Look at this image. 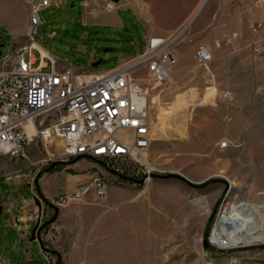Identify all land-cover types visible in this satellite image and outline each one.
Listing matches in <instances>:
<instances>
[{"label": "rangeland", "instance_id": "rangeland-1", "mask_svg": "<svg viewBox=\"0 0 264 264\" xmlns=\"http://www.w3.org/2000/svg\"><path fill=\"white\" fill-rule=\"evenodd\" d=\"M30 1L8 0L0 14V64L8 70L32 55L33 68L40 66L26 30ZM116 13V26L91 25ZM39 17L34 42L76 71L108 72L142 53L150 35L170 40L176 59L170 81L152 88L149 158L157 172L151 181L112 178L106 201L58 209L80 218L74 230L84 249L74 264H264V224L253 244L219 249L210 243L223 213L240 204L256 206L264 219V0H64ZM201 48L213 56L206 66L197 63ZM47 62L44 73L51 72ZM43 157L30 148L26 157L0 158V207L6 203L13 211L30 201L27 184L8 190L4 181ZM78 163L98 171L95 163L78 160L51 173L74 175L68 167ZM126 178L144 181L142 172ZM30 183L36 195L35 179ZM59 186L53 181V189ZM4 229L0 264H50L30 243L32 231L22 239L12 227ZM59 251L48 245L53 264L58 253L62 264L72 255Z\"/></svg>", "mask_w": 264, "mask_h": 264}, {"label": "built area", "instance_id": "built-area-1", "mask_svg": "<svg viewBox=\"0 0 264 264\" xmlns=\"http://www.w3.org/2000/svg\"><path fill=\"white\" fill-rule=\"evenodd\" d=\"M62 1H30L26 30L33 44L42 24L39 13ZM170 46V40L150 35L142 53L105 73L76 71L40 50L37 68L32 62L15 70L0 64V158H23L33 148L44 156L32 163L40 172L78 160L98 167L86 183L49 198V206L39 211L41 224L54 209L106 201L112 178L120 179L112 173L127 177L142 172L144 183L151 181L157 172L149 158L152 88L172 77L176 59ZM47 60L51 72L44 73ZM212 60L207 49L199 50V66ZM72 143H80L78 153H71Z\"/></svg>", "mask_w": 264, "mask_h": 264}, {"label": "crops", "instance_id": "crops-1", "mask_svg": "<svg viewBox=\"0 0 264 264\" xmlns=\"http://www.w3.org/2000/svg\"><path fill=\"white\" fill-rule=\"evenodd\" d=\"M101 23H95L91 25L106 24L116 26L119 24L117 18V13L115 15H110ZM37 45L36 43H34ZM38 46V45H37ZM35 48V47H34ZM37 48V47H36ZM38 50L44 51L38 46ZM45 52V51H44ZM46 53V52H45ZM45 55H48L47 53ZM31 62L34 64L37 63V58L35 55H32ZM37 68V67H36ZM4 158V157H3ZM8 158V157H7ZM12 160L16 158L9 157ZM36 168L37 172L40 173V168L36 166H31L29 170L23 174H18L9 179V181H4L5 186L8 190L17 189L20 186L27 184L32 192L30 201L24 200L20 201L19 205L22 208H18V205H14V208L18 210L10 211L11 207L5 203V206L0 207V234L2 235L5 227H12L16 231L20 232L22 239L29 232H33L37 225L39 224V209L35 204V195L34 191L31 188L30 181L35 179V190H37L36 184L43 195V197L48 200L52 197L62 196L71 192L75 187L80 184L86 183L90 180L93 175V167L88 164L78 163L68 167L71 171L75 172L74 175L62 173H51L45 172L38 178L37 174H32V170ZM37 178V179H36ZM23 179H26L23 181ZM32 179V180H31ZM53 181L57 182L60 186L53 189ZM111 190V189H110ZM78 212L76 211H59L54 215L55 220L52 226H48L43 233H41V239L44 245V248L41 247L42 252H44L45 258L49 261L50 264H53L52 259L48 257V245H53L60 250L59 252L67 251L71 252L72 255L69 259H66L65 264H74L78 258L77 253L83 251L84 246L81 243L79 235L76 234V229L79 225L78 221ZM53 217V218H54ZM51 218V220L53 219ZM50 220V221H51ZM48 223V217L46 218L43 224ZM74 232V233H73ZM30 243H33L30 240ZM38 247H40L38 242ZM76 253V254H74ZM59 259V264H62L63 258L61 253H58L56 256ZM58 264V263H57Z\"/></svg>", "mask_w": 264, "mask_h": 264}, {"label": "bare ground", "instance_id": "bare-ground-1", "mask_svg": "<svg viewBox=\"0 0 264 264\" xmlns=\"http://www.w3.org/2000/svg\"><path fill=\"white\" fill-rule=\"evenodd\" d=\"M7 3L8 0H0V14H5ZM11 24L14 35H19L15 21L13 20ZM32 47L38 49V46L35 44H32ZM41 52L46 56L44 51ZM159 129L160 131L164 130L162 119L159 123ZM31 131L30 128L29 132ZM78 151H80V143H72L71 153H78ZM263 224L264 219L259 214L256 206L250 205L249 203L240 204L234 209V212L223 213L218 226H216L212 234L210 243L219 249L233 248L242 242L245 244H253L256 240V232Z\"/></svg>", "mask_w": 264, "mask_h": 264}, {"label": "water", "instance_id": "water-1", "mask_svg": "<svg viewBox=\"0 0 264 264\" xmlns=\"http://www.w3.org/2000/svg\"><path fill=\"white\" fill-rule=\"evenodd\" d=\"M110 1L114 2L115 4H118L119 3V0H110ZM1 47H3V46H0V56H1ZM99 64H100V62L99 63H96V64H93L92 66L94 68H96V67L99 66ZM55 169H56V167H51V168L47 169L45 172H52ZM112 174L118 176L123 181L136 182L138 185H142L144 183V181H139L138 182V181H135V180H133L131 178H126V177L117 175L115 173H112ZM40 176L41 175H39L38 178ZM36 187H37V190H36V195H35V204L38 206L39 211H41L44 206H49V203H48V200H46L43 197V195L41 194V192H40L37 184H36ZM54 212L55 213H58V209H54ZM51 222L52 221H48V223H46V224H41L39 222V224L37 225V227L35 228V230L31 234V241L32 242H38L39 245H40V247L44 248V245H43V242H42V239H41V233H43L45 231V229L51 224Z\"/></svg>", "mask_w": 264, "mask_h": 264}]
</instances>
